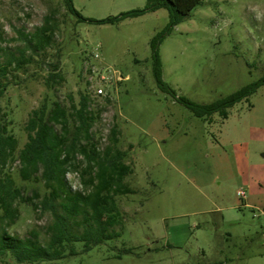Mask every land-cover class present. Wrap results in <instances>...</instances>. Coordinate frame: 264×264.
<instances>
[{
  "label": "rangeland",
  "instance_id": "374dc122",
  "mask_svg": "<svg viewBox=\"0 0 264 264\" xmlns=\"http://www.w3.org/2000/svg\"><path fill=\"white\" fill-rule=\"evenodd\" d=\"M86 19L104 20L145 9L147 0H73ZM50 23V47L26 51V73L11 69V89L0 99L9 131L28 142L33 111L89 96L91 140L103 152H126L134 193L119 196L120 237L90 252L36 264H264V86L223 120L198 118L161 91L154 78L151 41L169 23L164 9L115 25L78 22L62 0H0V54L22 57L25 36ZM163 81L178 97L211 104L264 76V0H202L157 48ZM57 63L62 80L47 84ZM97 72V73H95ZM105 76L108 83L101 82ZM16 77V78H15ZM99 89L104 90L98 95ZM19 162L9 166L28 202L0 222V236L47 246L53 218L41 207L46 189L23 182ZM69 194L93 191V175L79 152L65 177ZM244 192L245 196H239ZM61 202V200H59ZM59 212L64 214L62 209ZM82 233L77 221H69ZM0 264H19L0 258Z\"/></svg>",
  "mask_w": 264,
  "mask_h": 264
},
{
  "label": "trees",
  "instance_id": "16d2710c",
  "mask_svg": "<svg viewBox=\"0 0 264 264\" xmlns=\"http://www.w3.org/2000/svg\"><path fill=\"white\" fill-rule=\"evenodd\" d=\"M68 14L76 17L78 22L96 25H115L128 19L139 18L147 12L164 9L168 12L167 28L151 41L154 55V78L158 88L171 95L174 100L191 111L196 117L210 119L218 114L223 120L230 116V110L237 104L248 100L262 86L264 76L257 82L247 85L237 92L211 104H198L177 93L163 81L162 63L157 51L165 36L181 24L201 5L202 0H147L145 9L131 10L118 17L104 20L84 18L75 8L73 0H62ZM56 32V25L48 23L37 28L33 33L24 35L25 49L22 57L11 54L2 62L0 54V99L11 89V69L16 73H26L25 65L30 63L26 51L41 52L51 46ZM1 51V48H0ZM47 84L62 80L58 74L57 63L51 65ZM16 78V77H15ZM94 122L93 113L89 111V96L80 93L77 105L66 108L60 102L46 104L32 112L26 131L28 142L18 151L19 142L9 131L0 108V222L13 221L17 210L13 204L18 201L28 202L24 190L16 185L9 166L19 162V176L23 182L41 181L46 193L41 200V207L49 211L53 218L52 236L43 247L31 240H20L12 236H0V258H11L19 264L54 263L79 254L90 252L94 247L106 244L120 237L113 231L121 226L124 213L119 204V196L133 194L125 179L133 174V168L125 163L126 152L118 148H107L101 152L91 140L81 145L83 136H87ZM79 152L93 175L94 187L89 194H69L66 190V173L72 155ZM61 200V202H59ZM62 209L64 214L59 212ZM69 221H80L82 233L73 231Z\"/></svg>",
  "mask_w": 264,
  "mask_h": 264
},
{
  "label": "built area",
  "instance_id": "2783aa9c",
  "mask_svg": "<svg viewBox=\"0 0 264 264\" xmlns=\"http://www.w3.org/2000/svg\"><path fill=\"white\" fill-rule=\"evenodd\" d=\"M95 73H97V72H95ZM99 79H100V81L102 82H105V83H108V79L107 78H105V76H101V77H99ZM97 94L98 95H103L104 94V90L103 89H99L98 91H97ZM239 194V196H241V197H244L245 196V193L244 192H239L238 193Z\"/></svg>",
  "mask_w": 264,
  "mask_h": 264
}]
</instances>
